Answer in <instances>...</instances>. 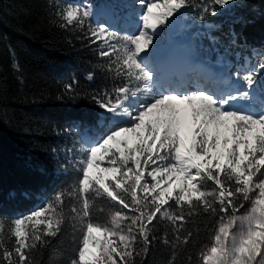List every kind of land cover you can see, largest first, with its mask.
<instances>
[{"label":"snow or ice","instance_id":"obj_1","mask_svg":"<svg viewBox=\"0 0 264 264\" xmlns=\"http://www.w3.org/2000/svg\"><path fill=\"white\" fill-rule=\"evenodd\" d=\"M139 3L146 6L135 12L142 27L126 35L89 23L87 5L57 7L61 28H86L85 39L100 42L99 56L109 59L97 67L120 84L92 97L105 110V126L83 131V154L65 149V162L57 165L65 174L74 170L69 183L75 187L45 195L28 214L0 215V264H35L33 253L62 230L66 198H74L69 212L81 233L70 264H135L156 241L152 224L161 218L173 225L171 240L163 242L173 249L169 264H175L176 250L193 240L185 224L199 216L208 221L210 243L199 251L198 264H264V50H253L211 89L177 83L163 75L148 49L158 26L195 7V0ZM233 3L211 0L203 11L219 15L216 6ZM238 38L230 29L225 56ZM208 39L220 42L215 35ZM252 56L260 59L252 62ZM65 90L74 92L73 85ZM104 201L107 220L93 215L105 212Z\"/></svg>","mask_w":264,"mask_h":264},{"label":"trees","instance_id":"obj_2","mask_svg":"<svg viewBox=\"0 0 264 264\" xmlns=\"http://www.w3.org/2000/svg\"><path fill=\"white\" fill-rule=\"evenodd\" d=\"M71 1L0 0V215L10 219L35 210L45 195L51 197L58 189L75 187L69 183L76 175L74 170L65 174L57 166L65 162L59 147L65 143L66 133L82 129L76 126L82 122L89 134L105 126V110L92 97L120 84L106 78L97 67L109 58L99 56L98 43L85 39L86 28L59 26L56 9ZM195 3L187 8L188 16H203L204 25L218 26L209 28L202 40L214 49L212 59L219 54L233 71L245 54L264 50V0H236L228 17L220 13V6H216L219 15L204 13L211 0ZM230 29L239 34L238 46L225 56ZM209 35L217 36L220 42L213 44ZM90 73L92 79L88 78ZM68 84L74 92L65 90ZM69 199L74 198L65 200L61 232L33 253L35 264H70L76 258L81 233L74 230L78 224L71 218ZM103 206L104 213L94 211L93 215L107 220L110 206L107 201ZM206 223V218L199 216L185 224V229L193 232V240L176 250L175 264H189V256L191 264H198L199 251L210 243ZM152 235L157 239L149 253L137 257L135 264H169L173 259V249L163 242L173 236L171 222L154 220ZM5 239L11 246L13 241Z\"/></svg>","mask_w":264,"mask_h":264},{"label":"rangeland","instance_id":"obj_3","mask_svg":"<svg viewBox=\"0 0 264 264\" xmlns=\"http://www.w3.org/2000/svg\"><path fill=\"white\" fill-rule=\"evenodd\" d=\"M146 2H154V0H146ZM234 2H236V0H234ZM70 3L83 4V5L86 4L89 7V9L92 8V10L95 9L94 7L97 6L96 8L98 10H101V9L105 10L104 13L112 12L115 15V18L119 19V22L117 24L115 22H112V26H111L112 30L119 31L121 35L133 34L134 29H137L138 27H142V20H140L139 23H137L135 12H141L142 10H146V6L141 5L139 3V0H73ZM101 4L104 5V8L102 6H100L101 8L98 7V5H101ZM230 6L229 5L224 6L222 8L223 10H221L220 13L227 17L230 16V12L232 11V8ZM124 11H125V16H127L126 18L123 17ZM104 13L103 15L102 13H99V15H96L95 18L91 17L89 19V23H92V24L102 23V24L109 25L107 21L108 19L107 17L104 16ZM210 26H211V23L209 22H206L204 25L202 19H199L197 17H192V18L189 17L187 15V9H183L181 10V14L179 15L174 14L173 17H170L169 21L165 25L158 26L156 30V36L154 37V47L150 46L148 51L155 54L156 59H158L157 62L161 65V71H162L163 69L162 67L165 66L164 58L171 51V48H177L178 44H182L186 42L191 43L192 46H194L195 48L196 62L202 63L203 65H205L204 69L207 70L209 65H212L211 56L213 54L212 53L213 50L210 48V46H208V44H204L202 40L204 38L203 36L204 34L208 35L206 31L209 30V28H211ZM135 34H138V31H135ZM96 43H98V46L100 45L99 41H97ZM158 53L163 54L162 56L163 58L159 59V57L156 56V54ZM245 57H249V56L245 54L242 58H245ZM188 58H186V60H188ZM259 59L260 57L258 56L256 59H251V60L252 62H256ZM243 62L244 61L236 62V64L234 65V68L237 69L238 65ZM189 63L194 65L192 62H189ZM213 63L219 64V65L214 64L212 66L221 67L220 65H222L224 68L226 66L225 63L222 61V59L219 58L218 55H215V61ZM173 68H174V65L171 67L169 65L167 66V69L170 70L171 73H172ZM186 69L188 70L187 73L190 74L189 76L191 77L183 78L181 80H183L184 83H186L185 84L186 86H198L197 80H196L197 75L198 73L205 74V72L202 73V71L195 69V68L193 70L190 69V72H189V69L188 68ZM224 71L225 73H231L228 71L227 68L226 70L224 69ZM223 72H222V75L224 74ZM235 72H233L232 74H234ZM163 75H166V73ZM166 76L170 78L174 77L173 79L177 83H180L181 80L179 79L182 77L180 75L177 79L175 78L176 74H173V73L171 75L169 74ZM194 76L196 77V79ZM232 78L234 80L237 79V77H235L234 75L232 76ZM211 84L212 83L207 81L202 86H206L211 89L212 88ZM257 95H258V100H259L260 98L259 92ZM258 100L253 103L254 104L258 103ZM82 132L83 130H78L77 128H74L71 132L66 133L67 139L65 143L61 144L58 152H60L62 156H65V149H73V151L69 153L70 156L82 155L83 151L85 150L81 144ZM104 166H107V165H104Z\"/></svg>","mask_w":264,"mask_h":264},{"label":"bare ground","instance_id":"obj_4","mask_svg":"<svg viewBox=\"0 0 264 264\" xmlns=\"http://www.w3.org/2000/svg\"><path fill=\"white\" fill-rule=\"evenodd\" d=\"M100 6H102L104 8L103 4L98 5L99 8H101ZM96 7H94L95 9H93V10H92V8L90 9L92 11V13H93L92 17H94V18L96 17V15H99V13H102V15H103V13L105 12V10H103V9L98 10ZM104 16L107 17L108 23H112L111 19L115 15L112 12H108V13H104ZM194 55H195V48H194V46H192L191 43H187L186 42V43L178 44V47L177 48H171V51L164 58L165 66L162 67L163 68L162 69V73L163 74L166 73V75H169V74L171 75L172 73L176 74L175 78L178 79V77L180 75L182 76L181 78H183V75L186 76V77L190 75V74L187 73L188 70L186 68L189 69V72H190V69L193 70L195 68V69H198V70L202 71V73L205 72V74L198 73V75H197V77L199 79L197 81L198 86L204 85L207 81H211V78L215 77V75H217V79L212 81V88L217 86V83H218V81L220 79V76H221V73H222L223 69L221 67H219V66L210 65L207 68V70H211V73H207V70L204 69L205 65H203L202 63L196 62V60H195L196 55L195 56ZM156 56L159 57V59L163 58L162 57L163 54H161V53L156 54ZM186 58H188V60H186ZM156 60H158V59H156ZM189 62H192L194 65H192ZM168 65L170 67L174 65V68L172 69V73H171L170 70L167 69ZM203 75H205L206 78H204Z\"/></svg>","mask_w":264,"mask_h":264}]
</instances>
